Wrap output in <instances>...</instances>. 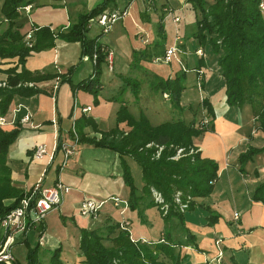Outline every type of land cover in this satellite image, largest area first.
<instances>
[{"label": "crops", "instance_id": "obj_1", "mask_svg": "<svg viewBox=\"0 0 264 264\" xmlns=\"http://www.w3.org/2000/svg\"><path fill=\"white\" fill-rule=\"evenodd\" d=\"M101 1L27 0L25 5L28 9L18 11V20L22 22L19 33L25 35L30 32L31 45L32 33L36 28L46 26L55 34L64 32L79 16L88 13ZM178 1L180 4L187 2ZM1 3L2 0L0 6ZM162 3L159 11L156 3L149 4L148 0H111L103 10L124 9L126 15L104 34L100 33L98 26L90 23L91 21L95 23L96 15L87 19L84 34L86 38L93 40L92 53L98 47L103 54L105 71L113 72L116 60L114 54L125 52L127 46L130 51H140L135 43L136 39L145 48L150 45L145 37L156 34L155 20L158 18L161 20L159 14L166 13L163 11L165 7L169 8L170 13L173 9L169 2L161 0L160 4ZM165 16L163 15V18ZM178 22L174 24L177 25ZM4 27L5 19L0 12V31ZM194 32L191 33L193 37ZM176 35L181 40L179 46L181 51L177 56L183 62L186 61L185 55L188 53L196 56V61L192 63V66L196 67L195 87L199 95L208 100L213 113L209 122L211 128L193 137L192 145L200 157L213 160L217 166V177L209 195L196 198L192 209L183 213L182 225L174 217L168 219L173 238L183 243L176 247L183 255L181 264H264V206L252 199L255 187L264 182V150L261 148L264 145V133L260 130L250 105L232 107L224 102V83L216 68V55L212 61H206L207 51L199 47L198 43L193 44L192 53L185 51V42L182 37ZM197 48H200L201 55L193 52ZM106 52H110V69ZM85 56L81 55L79 41H66L58 36L54 39L53 46L30 51L24 61L27 70L59 76L29 83L36 86L37 92L29 96L13 95L8 111L0 116L3 118L0 122L2 130L12 129L16 122L20 125L19 135L9 146L6 156V165L13 186L20 193L32 191L38 181L39 189L50 187L55 180L69 186V191L62 195L57 207L47 212L39 225L29 228L35 231V235L40 239L48 240L51 248L59 247V256L65 264H81V255L78 251L79 228L95 229L101 223V225L117 223L118 228L114 232L124 227L131 240L156 242L163 238L166 223L154 205L150 206L144 202L138 208H128L126 201L129 189L121 177L119 158L111 149L84 142L78 143L67 166L56 172L60 159L59 151H55L57 138L59 136V140H62L66 135L70 137L71 132L69 134L67 131L74 126L75 120L81 116L89 117L96 125L97 131L88 124L80 131L88 138H99L100 132L107 131L114 125V115L119 104L125 106L131 114H138L130 109L125 99L121 98L120 92H124V86H120L118 93L114 95L102 91L106 87L100 74L96 101L89 91L82 89L71 91L66 77L75 83L93 72L94 63L91 57L84 60ZM13 64L14 61L11 59L0 58V84H3L6 77L3 69ZM178 64L180 68L181 63ZM141 74L143 77L140 78L126 75L123 78L125 89L128 88L131 93L134 91L130 85L131 80L135 79L139 83L135 94L139 100L141 95L147 96L151 93L152 87L155 86L152 78H160L145 71ZM145 76L147 79L151 78L144 82ZM120 79L122 77L119 74L112 85L117 86ZM69 98L71 109L67 110L64 104ZM143 102V107L146 108L148 101L143 98ZM83 107L90 108L83 111ZM176 109L179 107L171 106L170 111ZM139 112L144 113L141 108ZM190 114L191 116L182 117L196 121L207 117L202 107H196ZM23 115H27L28 119L22 122ZM144 115L149 119L146 114ZM121 129L125 131L128 128L125 125ZM36 145H43L45 148V152L39 158L33 157ZM248 148L258 150L242 163V170H239L237 158ZM50 156L53 157L52 160L49 159ZM52 165L55 166L54 172L50 173ZM110 197L117 198L120 202L113 205ZM82 199L103 201L94 217L79 213ZM11 200L7 199L4 202L9 203ZM137 209L140 210V216ZM233 213L237 214L236 218L233 217ZM210 218L213 220L208 222ZM181 226L188 230L187 236L180 232ZM216 239H219L218 246L214 244ZM192 241L194 244H191ZM16 245L20 243L15 242L12 249ZM217 247L222 252L219 262L215 261Z\"/></svg>", "mask_w": 264, "mask_h": 264}, {"label": "trees", "instance_id": "obj_2", "mask_svg": "<svg viewBox=\"0 0 264 264\" xmlns=\"http://www.w3.org/2000/svg\"><path fill=\"white\" fill-rule=\"evenodd\" d=\"M110 1L102 0L88 13L79 16L64 32L55 34L46 26L36 28L32 33V43L27 46L23 41L24 34L19 33L22 22L18 20L17 12V7L25 5L27 0H2L0 12L5 19V27L0 31V58L11 59L14 64L3 69L6 77L3 84H0V116L8 111L13 95L29 96L37 92L36 86L29 83L59 76L27 70L24 61L30 51L53 46L54 39L58 36L66 41H79L81 55L91 57L93 40L86 38L84 34L86 21L105 9ZM259 1L187 0L195 10L194 37L202 41L201 43L206 40L216 55V65L224 83V102L232 107L250 105L252 114L264 133V10H259ZM148 2L153 4L155 1ZM161 28L159 21L156 27L158 35ZM153 45L154 50L148 53L142 51L141 55L148 58L163 55V43L158 40ZM95 52L97 57L90 75L75 83L69 77L65 78L71 91H89L94 101L99 87L100 63L103 59L98 47ZM183 76L184 71L180 69L173 76L158 78L155 83L160 93L166 92L169 95L171 105L176 108L184 88ZM130 85L136 94L138 82L134 79ZM196 106L204 108L208 118V124L200 128L199 121L186 120L180 116L152 124L144 113L133 115L125 106L119 104L114 115V125L109 130L100 132L99 138H88L80 131L87 124L97 131L96 125L89 117L81 116L75 120L73 129L78 143L105 147L117 154L122 180L129 189L126 201L129 209L138 208L146 202L147 205L161 207L158 210L163 220L174 217L182 225L183 213L192 209L196 198L209 195L217 177L216 163L200 157L192 145L193 137L211 128L209 122L213 117L206 98H202ZM188 107L192 108L191 105ZM178 110L182 113L180 107ZM120 123H124L128 129H119ZM19 131L18 122L10 130L0 129V219L22 196L13 186L6 165L8 148L16 140ZM67 132L70 134L71 129ZM59 139L58 136L55 151H58ZM261 148L264 150V145ZM178 149L181 151L177 153ZM257 150L248 148L239 154V170H242V163ZM126 160L135 164L137 181L133 180ZM7 199L12 200L5 203ZM252 199L264 206V182L255 187ZM137 212L140 216V210L137 209ZM212 220L210 218L208 222ZM117 228V223H105L99 229L79 228L78 251L81 264H181L183 255L176 247L183 243L176 241L169 229L164 231L162 241L139 242L131 241L129 233L124 229L114 232ZM180 232L188 235L184 226H181ZM25 251L24 260L14 259L13 264H44L37 259L36 249L26 247ZM59 251V247L51 251L48 264H65L59 256Z\"/></svg>", "mask_w": 264, "mask_h": 264}, {"label": "rangeland", "instance_id": "obj_3", "mask_svg": "<svg viewBox=\"0 0 264 264\" xmlns=\"http://www.w3.org/2000/svg\"><path fill=\"white\" fill-rule=\"evenodd\" d=\"M154 1L157 5V10L160 11L159 6L160 5L162 6L163 3L160 4L161 0H154ZM165 1L167 3L169 2L173 6V9L170 14H167V13L159 14L158 13L161 20H159V18L155 20L154 26L156 29L160 21L161 26H162L161 33L160 35H158L156 32V34L155 33L149 34V36L145 37L149 41V44H150L148 47L145 48V46L141 45L140 41L136 39L135 43L138 46V48H140V51L148 53V51L154 50V48H152L154 46L153 44L155 41H158V40H160L163 43L164 47L166 48L170 47L173 45V38L175 34H178L180 37H182V40L185 42V51L191 52L193 50L192 49L193 44L197 45L198 43L199 47L204 48L207 51V55H205L207 57L206 61L208 62L212 61L215 54L212 51L210 45L207 43V41L204 40V42L201 43L202 41L197 40L195 37L191 35V33L196 30V25H195V10L191 7L190 2H185L183 4H180L178 0H168V1L165 0ZM207 1H212V0H207ZM163 15H166V16L163 18ZM173 15L177 16L180 20L177 23V25H175L174 22L171 20V17ZM90 23L93 24V26H97L96 23H94L93 21H91ZM161 36H164V38L162 39ZM206 39H207V36H206ZM156 49H158V47ZM197 49L200 50V48H197ZM140 51L138 52L130 51V49L128 50V46H127V49L125 50V52L123 53L119 52V53L114 54L116 56V60L114 61V66H113L114 70L112 73L107 72V70L105 71L103 62H101L99 74H100V78L104 80V86L106 87V89H103L102 91L105 94L110 95L111 93H113L112 95H114L115 93H118V89L120 88V86L122 87L124 86L123 87L124 92L123 91L120 92L121 98L125 99L128 106L130 105L129 107L133 112L138 113L141 108L144 114H146L149 117V121L152 124H156V123L168 120V119H173V117H178L177 116L178 113L180 117L191 116L190 113L193 112V110L197 107L196 105L198 104V102H200L202 99L201 95H199V92L197 91L195 87L196 86V81H195L196 67L192 66V63L196 61V56L188 53L185 55L186 61L183 62L178 57L179 54H175V56L171 58L169 63H164L161 61L162 55L157 56V57L152 56L151 58H148L147 56L146 57L142 56ZM154 53L152 52L151 54L154 55ZM86 57L88 56L86 55L85 58L83 59L84 60L88 59ZM178 63H181L180 68L181 70L184 71V76H183L184 88L183 90H181L179 100H178V106H177L182 109L181 110L182 113L178 109H176V111L175 110L170 111L172 105L168 99L169 97L168 98L163 97L162 94L160 93V90L156 88L155 86L152 87L150 91L151 93H148L149 95L147 96L141 95L142 101L139 100L138 97L136 98L133 92L131 93L130 91H128V88L125 89L126 84L124 83L125 81L123 79L125 75L131 78H140V77H143L141 72L145 71V72H149L150 74H155L158 77L166 78L168 77V75L173 76L174 73L180 71ZM119 74L122 77V79H120L119 84H117V86H113L112 83H114L113 81H116ZM149 79H147V77L145 76L144 82L148 81ZM152 80H153V83L155 84L158 78L155 79V77H153ZM149 83L151 84V81H149ZM108 89H110L111 92H108L109 91ZM142 91L144 92L143 88H142ZM143 98L148 101L146 108L143 107V104H144ZM135 100L137 101L134 102ZM189 105H191L192 108L189 109L188 107ZM64 106L67 110L71 109L70 98L66 100ZM123 126H125L124 123L118 124L119 129L123 128ZM68 129L69 128H67V130ZM69 139L70 137L66 135L65 141L68 142ZM59 153L61 156V152ZM126 162L127 164H129L130 173L134 180L137 177V173H136L137 168L132 161L126 160ZM54 167H55L54 165L51 166L49 170L50 173L54 172ZM135 181L137 180L135 179ZM160 208L158 206L157 209H160ZM165 222L166 223L164 224L165 225L164 231H166L167 229L170 230L171 225L170 223H168L169 220ZM93 223H95V221ZM101 224L99 226L97 225L95 229H99L104 225V223L103 225ZM122 229H124V227H122ZM25 235L26 236L24 237L22 235H16L14 237V241L17 243H20V245L18 246L16 245L12 249V253L14 255L15 260H18V261L24 260L25 252H26L25 250L27 247L29 249H36L37 259L43 262L44 264H48L49 256L51 254V251L53 250V248L50 247V242H48V240H43L42 238L40 239L39 237H37L35 235V231H33L32 229H27L25 232ZM24 238L25 240H23ZM131 241L144 242V240H131ZM158 241H162V238Z\"/></svg>", "mask_w": 264, "mask_h": 264}, {"label": "built area", "instance_id": "obj_4", "mask_svg": "<svg viewBox=\"0 0 264 264\" xmlns=\"http://www.w3.org/2000/svg\"><path fill=\"white\" fill-rule=\"evenodd\" d=\"M258 8L260 11L264 10V0H260L258 3ZM21 9H28L27 5H22L17 7V12ZM167 14H170L168 7L163 9ZM126 15V10H103L99 12L95 17V23L100 29V33H107L113 24L118 20H121ZM171 20L176 23L179 18L177 16H172ZM30 32H27L24 35L25 45L30 46ZM181 45L180 38L176 35L173 39V45L167 47L164 50L161 61L164 63H169L171 58L175 54H179L181 51L179 46ZM197 55H201V51L196 49L194 51ZM106 57L109 61L110 69V52H106ZM96 53H92L91 60L93 63L96 61ZM157 60V59H155ZM162 96L168 98L169 95L165 92L162 93ZM90 107H83L82 110H89ZM28 119L27 115L21 117V121H26ZM3 121V118L0 117V122ZM208 124V118L203 117L199 120V128ZM78 144L77 135L71 127V135L68 142L65 139L59 141L58 151L61 152L60 159L58 161V170L67 166L69 159L76 151ZM181 149L177 150V153ZM45 152L43 145H36L33 151V157L39 158ZM50 156V160H52ZM31 191L22 193V196L18 199L17 204L9 209L5 215L0 219V263L1 264H13L14 255L12 253V247L15 243L14 237L17 234H25L26 230L39 225L44 216L52 209H55L60 202V199L63 194L69 191V186L61 183L58 180H55L50 187L39 189V181L33 187ZM112 204L116 205L120 202L117 198L110 197ZM103 201H94L92 199H82L79 204V213L81 215L94 217L95 212L99 209ZM233 217L236 218L237 214L233 213ZM215 246L219 245V239L214 241ZM222 256L220 248L217 247V252L215 255V261L219 262V259Z\"/></svg>", "mask_w": 264, "mask_h": 264}]
</instances>
